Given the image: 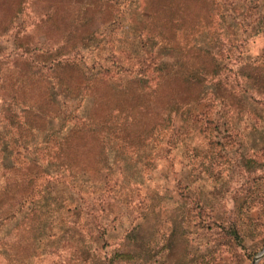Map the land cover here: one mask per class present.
<instances>
[{"label":"rangeland","instance_id":"obj_1","mask_svg":"<svg viewBox=\"0 0 264 264\" xmlns=\"http://www.w3.org/2000/svg\"><path fill=\"white\" fill-rule=\"evenodd\" d=\"M195 53L217 104L155 85ZM258 100L264 0H0V264H251Z\"/></svg>","mask_w":264,"mask_h":264},{"label":"trees","instance_id":"obj_2","mask_svg":"<svg viewBox=\"0 0 264 264\" xmlns=\"http://www.w3.org/2000/svg\"><path fill=\"white\" fill-rule=\"evenodd\" d=\"M157 1L153 2L154 4ZM184 12V11H183ZM159 14V13H157ZM160 15V14H159ZM158 15V16H159ZM159 18H161L159 16ZM178 19V18H177ZM170 20H173L170 18ZM182 23V20L179 19ZM177 22L173 23L170 22L168 24V28L170 27L171 31L174 32V29L176 26H174ZM202 57L201 53H195L194 55L190 54L186 56H183L182 58H178V62H180V65L183 66L181 68H183L182 70L184 71L183 73L177 70H174L172 72H169L167 74H163L162 76H157V83L155 85H157L159 88H162L164 90H167V92L170 93L168 98H172L173 100L175 99H181V97H184V99L188 100V101H194L197 99H201V97L210 94L212 95V102L217 104L218 101V96L216 93L212 92V90L209 92H207V89H210V85H220V81L222 82L221 78H222V72L223 70L220 68V64L217 63L216 60H214V64L210 67L209 65H204L202 62ZM144 59H142L141 63H144ZM115 64V61L112 63V65ZM138 80V81H137ZM137 83H139L140 85H146L147 83V79L145 75H142L140 77H138L136 79ZM145 87V86H144ZM234 88L230 87V90H233ZM123 93V90L120 91ZM130 97H132V106H129L133 111L137 112L139 114V116L141 117H148L149 115H151V110H147L145 109V107H143L140 102L143 100L141 93H136V92H132V94H129ZM128 95V96H129ZM137 97H139V99H136ZM166 98V100L168 99ZM166 100L164 103H166ZM223 101V99H222ZM258 102H263L264 100H258ZM164 105H168L164 104ZM127 107V108H129ZM129 108V109H130ZM165 108V107H164ZM232 118V117H231ZM231 118H229V122L232 120ZM131 119V118H130ZM86 123V124H85ZM85 123L82 124L81 129L83 128H88L91 129V126L94 125V123L90 122V121H86ZM96 126V125H94ZM216 127V126H215ZM3 186V185H1ZM0 186V187H1ZM27 192L30 191V189L28 188V190H26ZM26 192V193H27ZM24 193V191H23ZM17 192L16 191H11V192H6V190H2L1 194H0V201H4L7 198H10L9 200H14V196H17ZM13 218H15L13 216ZM27 222H30L29 218H26ZM25 220V221H26ZM17 221V220H16ZM33 238V237H32Z\"/></svg>","mask_w":264,"mask_h":264},{"label":"water","instance_id":"obj_3","mask_svg":"<svg viewBox=\"0 0 264 264\" xmlns=\"http://www.w3.org/2000/svg\"><path fill=\"white\" fill-rule=\"evenodd\" d=\"M263 257H264V248L260 250V252L256 255V257L253 259L251 264H257Z\"/></svg>","mask_w":264,"mask_h":264}]
</instances>
